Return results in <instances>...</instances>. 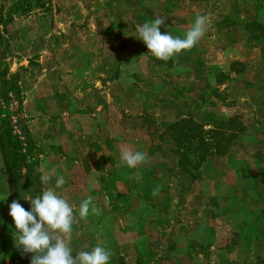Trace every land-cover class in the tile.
Segmentation results:
<instances>
[{"label":"rangeland","instance_id":"obj_1","mask_svg":"<svg viewBox=\"0 0 264 264\" xmlns=\"http://www.w3.org/2000/svg\"><path fill=\"white\" fill-rule=\"evenodd\" d=\"M197 14L205 35L168 61L138 39L137 24L156 17L182 37ZM0 18V71L20 90L0 117L7 109L11 132L55 173L42 192L64 177L73 256L102 244L108 264H264V0H0ZM232 115L244 133L191 180L166 125L193 117L206 130ZM122 147L147 162L128 168ZM89 196L101 214L80 219ZM5 197L0 264H18L0 154Z\"/></svg>","mask_w":264,"mask_h":264},{"label":"clouds","instance_id":"obj_2","mask_svg":"<svg viewBox=\"0 0 264 264\" xmlns=\"http://www.w3.org/2000/svg\"><path fill=\"white\" fill-rule=\"evenodd\" d=\"M165 18L156 17L154 20L137 24L138 39L147 47L157 59L168 61L183 50H191L205 35L209 24V17L197 14L190 28L181 36H173L170 32L161 33L160 26L165 24ZM227 115V113H225ZM120 162L128 168H136L147 162V153L122 147ZM42 172L40 180L49 184L55 173ZM66 183L63 176L55 180V187H46L42 194L35 198L26 197L30 203V210H26L17 200L9 205V215L15 225L13 232L14 244L23 253H31L30 264H108L111 251L97 244L88 251H78L72 255L69 237L72 234V225L76 222L75 209L67 198L60 195L56 189ZM159 187L154 188L152 195L159 193ZM92 197L83 199L78 207L80 219H86L91 211L99 215L100 210L92 204ZM6 200V197L4 199Z\"/></svg>","mask_w":264,"mask_h":264},{"label":"trees","instance_id":"obj_3","mask_svg":"<svg viewBox=\"0 0 264 264\" xmlns=\"http://www.w3.org/2000/svg\"><path fill=\"white\" fill-rule=\"evenodd\" d=\"M260 29L264 31L263 27ZM231 63L241 62L231 60ZM217 75L228 77L222 72H218ZM16 76V73L7 75L6 71H0V100L6 107L10 98L19 96L20 90ZM4 112L5 117H0V154L7 179L9 204L17 200L26 210H30V203L24 198H35L42 194L40 172L36 171L39 168L38 158L30 154L29 139L22 146L18 137L11 132L10 121L6 117L10 113L7 109ZM209 125L210 128L204 130L203 122L193 117H180L165 127V133L172 142L171 153L175 159V166L186 173L191 180L198 177L197 171L207 158L223 156L233 140L245 131V126L237 121L234 115L212 119ZM31 256V253H23L18 248V254L14 260L18 264H30Z\"/></svg>","mask_w":264,"mask_h":264}]
</instances>
